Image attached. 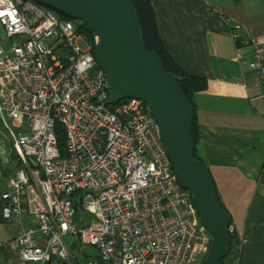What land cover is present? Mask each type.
Listing matches in <instances>:
<instances>
[{"label":"built area","instance_id":"2783aa9c","mask_svg":"<svg viewBox=\"0 0 264 264\" xmlns=\"http://www.w3.org/2000/svg\"><path fill=\"white\" fill-rule=\"evenodd\" d=\"M239 29L229 28L234 41ZM94 43L34 0H0V126L18 162L0 194L1 213L19 220L29 194L32 215L0 248L13 255L10 264H195L210 233L144 102L107 103ZM242 43L251 45L249 66L264 88V50L251 38ZM77 208L85 216L75 220Z\"/></svg>","mask_w":264,"mask_h":264},{"label":"crops","instance_id":"0c3cea01","mask_svg":"<svg viewBox=\"0 0 264 264\" xmlns=\"http://www.w3.org/2000/svg\"><path fill=\"white\" fill-rule=\"evenodd\" d=\"M150 1L168 55L184 73L206 78V88L193 95L200 129L196 151L236 235L246 237L226 264H264V88L249 66L251 48H238L229 34L239 22L241 34L264 47V0ZM16 167L0 126V194ZM29 199L28 194L19 220H1L2 243L30 224ZM12 259L0 248V264Z\"/></svg>","mask_w":264,"mask_h":264},{"label":"water","instance_id":"95a60500","mask_svg":"<svg viewBox=\"0 0 264 264\" xmlns=\"http://www.w3.org/2000/svg\"><path fill=\"white\" fill-rule=\"evenodd\" d=\"M75 20L95 38L93 58L103 71L114 102L138 98L160 128L170 168L189 193L201 224L210 233L206 255L198 264H220L229 242L228 213L215 198L213 181L199 159L192 157L191 110L174 75L162 69L153 51L141 41L130 0H34Z\"/></svg>","mask_w":264,"mask_h":264},{"label":"trees","instance_id":"16d2710c","mask_svg":"<svg viewBox=\"0 0 264 264\" xmlns=\"http://www.w3.org/2000/svg\"><path fill=\"white\" fill-rule=\"evenodd\" d=\"M233 1L238 2L241 0H233ZM130 3L134 10V15H135L137 24L140 28V31H141L142 44L147 50L153 51L156 54L163 70L168 71L174 75V80L177 84L178 89L180 90L181 94L184 96V98L188 101L190 105L191 120H190L189 133H190L191 144H192V157L199 159V156L196 151V145L200 137V129H199V125H198V121L196 117V105L193 101V95L196 92L204 90L206 88L207 86L206 78L203 76H199V75L184 73L183 70L168 55V53L166 52L163 46L162 39L158 31L155 12H154V9H153V6L150 0H130ZM56 15L62 19L67 20V17L63 15H60V14H56ZM75 24H76L77 32L83 34L88 41H92L93 36L87 33L86 31H84L83 28L77 22H75ZM244 39H245V36L240 34L239 37H237L234 41L235 46H237L238 48L243 47L244 45L242 44V41ZM260 45L262 46L264 50L263 45L262 44ZM263 56H264V52H263ZM107 92H108L107 103L114 105L121 101L120 100V101L114 102L110 91L108 90ZM56 134H57L58 147L60 151H62L63 144H64V139H63L64 134H63V129L59 125L57 126ZM213 187H214V193H215L216 200L218 201L220 206L227 212L224 205L221 203V201L218 198L214 184H213ZM2 206H3V201L0 200V222H2L1 220L5 221L1 213ZM83 216H85L83 214V211L80 208H77L75 216H74L75 220H78L80 217H83ZM230 223H231V219L229 220L228 225H230ZM228 237H229V242H228V245L226 246V255L223 258H221L220 264H226L225 259L227 257L230 258L234 255L235 251L233 250V248L238 243L236 233H232V234L228 233ZM86 257L87 255L84 254L82 259H86Z\"/></svg>","mask_w":264,"mask_h":264},{"label":"rangeland","instance_id":"374dc122","mask_svg":"<svg viewBox=\"0 0 264 264\" xmlns=\"http://www.w3.org/2000/svg\"><path fill=\"white\" fill-rule=\"evenodd\" d=\"M53 12V11H52ZM55 13V12H54ZM55 14H57V13H55ZM236 22V21H235ZM234 22V23H235ZM237 24H238V26L240 27V24H239V22H237ZM241 34V32H240V29H239V35ZM241 38V37H240ZM246 38V37H245ZM251 39H254V40H256V43L257 44H261L260 42H259V40L256 38V37H251ZM245 40V39H244ZM89 42H91V41H89ZM243 45H248L249 46V44L248 43H242ZM78 45L80 46V48H84L85 47V43H84V41L83 40H79L78 41ZM251 46V45H250ZM249 46V47H250ZM251 48V47H250ZM251 55H252V52H251ZM237 59V58H236ZM16 157V156H15ZM17 160V159H16ZM231 225H232V222L230 223ZM233 229H234V227H233ZM233 233H235V230L233 231ZM237 239H238V242H244L245 240H246V237L244 236V235H240V236H237ZM67 243H69V249L71 250V251H73L74 253H77V248L75 247V245L77 244V238L76 237H71V238H69V239H67ZM84 248V246H81V249H83ZM201 260V258H199L198 260H197V262L195 263V264H198L199 263V261ZM227 260H229V258L227 257L226 259H225V263H226V261ZM224 262V261H223ZM85 264V263H84ZM229 264V263H228Z\"/></svg>","mask_w":264,"mask_h":264},{"label":"clouds","instance_id":"9594fccd","mask_svg":"<svg viewBox=\"0 0 264 264\" xmlns=\"http://www.w3.org/2000/svg\"><path fill=\"white\" fill-rule=\"evenodd\" d=\"M52 11V10H51ZM67 20H70V19H67ZM73 21H75V20H73ZM75 22H77V21H75ZM78 23V22H77ZM93 50V49H92ZM108 91V90H107ZM211 238V237H210ZM202 259V258H201Z\"/></svg>","mask_w":264,"mask_h":264}]
</instances>
